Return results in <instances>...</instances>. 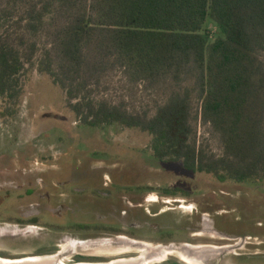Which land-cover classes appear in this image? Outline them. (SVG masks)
Instances as JSON below:
<instances>
[{
  "label": "rangeland",
  "instance_id": "374dc122",
  "mask_svg": "<svg viewBox=\"0 0 264 264\" xmlns=\"http://www.w3.org/2000/svg\"><path fill=\"white\" fill-rule=\"evenodd\" d=\"M208 27L215 37L217 26L209 21ZM47 31L38 37L36 62L52 50ZM53 67L58 70L56 61ZM91 88L94 98L149 116L174 93L189 90L198 115L192 141L223 154L218 135L201 119L192 77L177 81L168 76L148 85L130 81L116 67ZM151 139L119 123H83L66 90L37 65L31 68L18 104L0 100V258L53 256L80 239L126 235L134 243L102 245L103 251H93L106 256L78 259H138L146 247L150 252L171 247L165 260L153 256L150 264H188L181 252L191 244L220 248L214 254L193 253L200 258L196 264H264V182H221L179 162H162L153 154ZM33 224V233H26ZM123 248L129 251L111 254ZM70 255L59 258L76 264L77 257ZM69 256L75 260L65 261Z\"/></svg>",
  "mask_w": 264,
  "mask_h": 264
},
{
  "label": "trees",
  "instance_id": "16d2710c",
  "mask_svg": "<svg viewBox=\"0 0 264 264\" xmlns=\"http://www.w3.org/2000/svg\"><path fill=\"white\" fill-rule=\"evenodd\" d=\"M48 28L52 50L36 62ZM35 65L66 90L83 123L147 132L157 159L221 182H264V0H0V100L18 104ZM116 67L148 85L192 77L223 154L192 141L189 90L153 116L94 98L91 86Z\"/></svg>",
  "mask_w": 264,
  "mask_h": 264
},
{
  "label": "bare ground",
  "instance_id": "6f19581e",
  "mask_svg": "<svg viewBox=\"0 0 264 264\" xmlns=\"http://www.w3.org/2000/svg\"><path fill=\"white\" fill-rule=\"evenodd\" d=\"M1 232V230H0ZM1 234V233H0ZM200 234V233H199ZM198 234V235H199ZM118 239L121 240H126V241H131V239L126 236V235H120L118 237ZM102 242L96 243V244H101ZM128 243V242H127ZM92 245V244H91ZM144 245V244H143ZM71 246V243H67L64 246V250L68 249ZM171 247H159L158 249H156L154 252H150L148 251V247L144 248L142 256L138 259H119V260H113V262H111L110 264H150V258L153 256H157L160 255V259L165 260L166 257L171 253ZM183 251L181 252V258L183 261H185L188 264H196L195 260H199L200 258H197L195 254V252H198L200 254H204V253H218V251L220 250V248L217 247H212V246H192L189 244H186L183 249ZM129 250L127 248H123L120 249L119 251L116 252H111V254H124L127 253ZM150 252V253H149ZM104 254H99V255H103L106 256ZM65 264V262L63 260H61V258H59V255H55L52 257H27V258H23V259H16V260H9V259H3L0 258V264Z\"/></svg>",
  "mask_w": 264,
  "mask_h": 264
},
{
  "label": "flooded vegetation",
  "instance_id": "af4514ba",
  "mask_svg": "<svg viewBox=\"0 0 264 264\" xmlns=\"http://www.w3.org/2000/svg\"><path fill=\"white\" fill-rule=\"evenodd\" d=\"M33 211V209L30 211H28V212H32ZM36 226V225H35ZM34 226V224L33 225H29V227L27 228V230L26 231H28V232H26V233H33L32 231L33 230H35L36 229V227ZM1 234H0V236L3 234L2 232H0ZM22 233H24V232H22ZM12 234V233H11ZM18 235V233H15L14 232V234L13 235ZM20 234H21V232H20ZM25 235H27V234H25ZM119 237V236H118ZM118 237L117 238H115V239H109V240H101V239H90V238H86V239H80V240H77V241H74L73 243H71V246L68 248V249H66V250H64V251H61V252H59L58 254H56V255H59V257L60 256H65V254H72V255H70L71 257H77V263L76 264H83V263H92V262H90V261H87V260H79V259H82V257H86V258H88V259H91L92 257H95V256H98V255H96V252L95 251H93V250H96V251H101L102 249H105V248H111L113 245L112 244H115L114 246H118V245H124V244H127V242L128 243H131V242H133V240L131 239V241L129 242V241H126V240H121V239H118ZM69 240H73V239H70V238H68ZM65 241L64 242H67L68 240H66V239H64ZM98 241L99 242H102L101 244H96V243H98ZM63 242V243H64ZM134 243V242H133ZM136 243H139V242H136ZM92 244V245H91ZM142 244H144V245H146L145 243H142ZM102 245H104L105 246V248H103L104 246H102ZM189 245H191V244H189ZM193 246V245H192ZM218 247V246H217ZM92 250V251H91ZM103 251V250H102ZM89 252H91V253H89ZM103 253V252H102ZM107 253V252H106ZM46 256H51V255H46ZM53 256H55V255H53ZM65 257L64 258V260L66 261H68V260H70V259H72V260H75V259H73V258H71V257ZM39 257V256H38ZM100 257H101V255H100ZM79 258V259H78ZM111 262V261H110ZM66 263V262H65ZM95 263H101V262H95Z\"/></svg>",
  "mask_w": 264,
  "mask_h": 264
},
{
  "label": "water",
  "instance_id": "95a60500",
  "mask_svg": "<svg viewBox=\"0 0 264 264\" xmlns=\"http://www.w3.org/2000/svg\"><path fill=\"white\" fill-rule=\"evenodd\" d=\"M196 253H198V252H196ZM207 254H209V253H204L203 255H207ZM210 254H212V253H210ZM157 256L160 257V255H157ZM40 257H52V256H40ZM127 259H132V258H127ZM119 261H121V260H119ZM111 262H113V261H111ZM111 262H104V263H83V264H110ZM48 264H51V263H48ZM65 264H67V263H65Z\"/></svg>",
  "mask_w": 264,
  "mask_h": 264
}]
</instances>
